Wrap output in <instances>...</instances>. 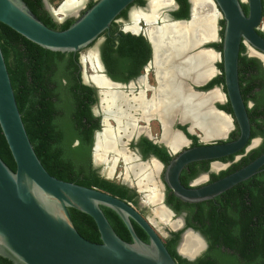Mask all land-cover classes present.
I'll return each instance as SVG.
<instances>
[{"label": "flooded vegetation", "instance_id": "1", "mask_svg": "<svg viewBox=\"0 0 264 264\" xmlns=\"http://www.w3.org/2000/svg\"><path fill=\"white\" fill-rule=\"evenodd\" d=\"M154 1L135 0L123 10L125 13L124 17H117L118 14L117 18L113 20L117 30L121 33H123V30H127V26L137 25L135 22H138L137 27L135 26L137 31L127 30L128 33H123L135 37L140 36L148 44L149 59L141 67L138 74L124 82L112 79L108 75L99 55L98 46L102 38L92 44L98 52V65L102 70L98 69L97 60L92 58L93 61H91L92 63L90 62L89 66L90 73L84 74L81 69L80 58L78 57L80 83L91 88L95 98V103L89 105L90 113L97 123L91 134L88 152L89 168L102 180L114 183L124 189L123 199L119 200L129 206L149 225L163 245L176 236V242L173 244L175 254L180 238L184 234L180 251L186 256H188L187 252L196 253L199 251L202 241L205 246L200 255L197 256L199 258L207 250V242L200 229L205 226H211L210 222L214 218L213 213L220 212L221 214L231 210L234 196L228 192V189L209 200L187 202L173 195V192L167 186L165 173L170 163L185 150L200 146L222 145L237 138L238 132L235 134L236 137L234 136L235 139H230V135L234 131L236 133L237 129L232 116L218 108L227 102L224 98L222 86L212 85L209 88H205L207 84L220 75V71L217 68V65L221 63L220 56L217 57L210 51L212 50L220 55L224 22L214 0H197L196 4L192 0H161L166 7H160L152 13L150 5ZM88 2H86L84 9ZM259 2L261 7L260 20L254 30L264 40V0H259ZM40 3L42 4V9L45 10L42 0H40ZM238 3L243 14L247 15V0H238ZM134 14L157 16L149 21L142 18L135 20L132 17ZM129 15H131L134 23H130ZM207 16L214 23L212 25L215 28V38L203 41L199 39L197 34L199 29H202L201 27L204 25ZM125 21L127 24H124ZM143 21L152 22L145 25ZM151 24L154 26L152 27ZM165 27L180 32L183 37L180 36L178 39H188L189 48L175 51L177 47H182V44L177 39L174 41L171 39L166 40L172 36V33H168ZM186 31H189V33H186ZM147 39L151 41V44L148 43ZM184 45L186 46L187 44L184 43ZM215 45H220V50L214 48L213 46ZM239 48L242 49L240 56L256 60L259 67L264 70L263 53L256 52L243 44H240ZM202 53L214 56L211 61L199 64L202 66H205L208 62L210 64L205 67H208L212 72L204 79H201L200 76L204 67L197 68V70L194 69L193 60L195 59L194 57ZM253 53L259 54L261 58ZM158 68H161V70H158ZM159 71L162 73L160 74ZM95 75L103 77L107 87L97 85L92 79ZM119 85L123 88H118L119 90L116 88L112 89V86L119 87ZM162 86H165L167 91L169 90L168 92L173 95V98L171 105L168 103L164 105L163 113L159 114V111L153 109H158L162 105V100H158V89ZM217 89H220V93L216 91ZM209 91L213 93L216 91L220 95V99H215L213 100L214 102L211 101L212 103L209 102V106L213 104L214 108L211 111L227 118L230 126L228 132L227 130L223 132V137L215 139L206 138L203 130L208 128L198 122L199 119L203 121V116L208 114V104L202 110L199 106L200 102L197 99L198 95L196 96V92L208 93ZM121 94H126L129 98H125ZM259 96H261L259 99L262 101L264 92L260 89ZM139 99L142 101L140 105L137 102ZM146 105L147 107H145ZM194 105H196V108H193ZM140 106L141 108H139ZM157 106L158 108H155ZM197 106L199 107L197 108ZM178 113L179 115L176 116ZM193 113H195L196 118H191L190 120L189 115H193ZM259 115L262 123L264 113ZM151 120H155L158 123L159 131L157 133H152L149 129L151 128L149 127ZM171 123V128H169ZM87 126L90 127V124ZM201 129L203 130L201 131ZM98 134L99 138H97ZM174 137L179 139V144L176 141H172ZM252 140H255L254 146L248 147ZM262 142L263 137L261 136L250 138L247 148L235 154L215 160L187 163L178 173V184L186 190H197L215 183L235 172L231 171L233 167L236 164H240L242 159L248 158V154L257 149ZM73 144L76 145V142ZM98 145L102 148L98 149ZM119 162L124 166L123 173L117 175L119 178L113 179L112 174L115 173V167ZM256 175L259 177V171L239 183L242 185L240 190L243 191L245 200L249 188L255 185L259 186V178H253ZM257 202H259V198H257ZM245 203L249 205L248 202ZM129 222L135 236L141 242L148 244V237L140 227L131 220ZM120 223L125 229V234L123 233V237H125L122 239L124 242L130 243L131 237L123 222L120 221ZM183 260L187 261L186 259Z\"/></svg>", "mask_w": 264, "mask_h": 264}, {"label": "water", "instance_id": "2", "mask_svg": "<svg viewBox=\"0 0 264 264\" xmlns=\"http://www.w3.org/2000/svg\"><path fill=\"white\" fill-rule=\"evenodd\" d=\"M65 1L54 10L47 0H42L45 10L56 23L69 18L76 19L63 31L45 27L29 14L20 0H0V24L42 49L76 53L88 47L102 32L108 30L116 16L135 0H94V4L81 16L77 15L78 11L87 0H79L76 13L61 14L58 10ZM214 2L222 14L224 27L220 55L212 50L210 52L220 56L224 98L230 106L238 134L237 138L229 143L185 150L170 163L165 173L167 186L175 197L187 202L212 199L255 175L264 166L262 154L245 167L203 188L186 190L178 184V173L185 164L235 154L247 148L250 142L246 108H250L251 104L248 103L245 108L239 93L237 58L240 44L264 54V40L254 30L260 20V2L247 0V15L243 14L238 0ZM55 11L60 14V18L55 17ZM128 17L130 23H133L131 15ZM150 22L144 23L148 25ZM135 24L138 25V22ZM123 33L128 31L123 30ZM148 43L151 44V41L148 40ZM253 54L261 58L259 54ZM94 58L99 63L96 49ZM100 69L102 70L101 67ZM114 88L123 87L112 86V89ZM216 91L219 92L220 89ZM210 93L213 92H196V96L205 97ZM122 95L129 98L126 94ZM209 107L214 109L213 104ZM178 115L179 113L176 116ZM229 130L230 128L227 132ZM0 131L15 166L14 171H11L0 160L2 258L11 264H175L149 225L121 200L95 188L57 180L43 169L23 128L1 51ZM254 144L255 140H252L248 147ZM102 207L112 211L123 222L131 237L130 243L124 242L114 233L100 209ZM67 209L85 214L93 221L99 235V243L89 242L75 231ZM129 220L146 234L148 244L135 236ZM181 241L182 237L176 254L189 262L194 261L205 246L200 240V250L191 256H185L179 252Z\"/></svg>", "mask_w": 264, "mask_h": 264}, {"label": "trees", "instance_id": "3", "mask_svg": "<svg viewBox=\"0 0 264 264\" xmlns=\"http://www.w3.org/2000/svg\"><path fill=\"white\" fill-rule=\"evenodd\" d=\"M20 1L33 18L51 30L63 31L76 21L67 19L57 24L42 9L40 0ZM57 2L60 0H48L54 6ZM93 4L94 1H89L80 16ZM124 15L121 11L117 17ZM100 38L99 55L112 79L126 81L138 74L149 59L147 42L140 36L119 32L113 22L89 47ZM213 47L220 50V45ZM241 50L239 48L237 58L239 93L244 106L252 103L250 108L245 107L250 138L261 136L263 142L231 171L264 154V115L262 123L259 118V114L264 113V97L262 101L259 99V89L264 92V70L256 60L240 56ZM0 51L23 128L43 169L57 180L95 188L123 199L122 187L102 180L89 168L91 134L97 124L89 105L95 103V98L93 90L80 83L79 52L61 53L42 49L2 24ZM217 68L220 75L205 88L221 85L224 91L221 63ZM218 108L232 116L228 102ZM235 134L237 129L230 139H235ZM0 160L14 171L15 166L1 131ZM253 178H259V186L249 188L246 200L240 190L242 185L232 187L228 190L234 196L232 209L221 214L213 213L211 226L200 229L206 239L207 250L199 258L189 262L177 256L173 250L176 236L164 244L175 264H264V170L259 171V177L256 175ZM100 209L114 233L124 238L125 229L118 217L107 208ZM67 212L75 231L82 238L92 243L100 242L96 227L87 215L72 209H67ZM0 264L10 263L0 257Z\"/></svg>", "mask_w": 264, "mask_h": 264}, {"label": "bare ground", "instance_id": "4", "mask_svg": "<svg viewBox=\"0 0 264 264\" xmlns=\"http://www.w3.org/2000/svg\"><path fill=\"white\" fill-rule=\"evenodd\" d=\"M193 1V3H195L196 4V2H197V0H192ZM163 1H161V0H155L154 2H151V9H152V13H154V11H156V9H158V8H162V7H166V5H164L163 3H162ZM78 5H79V1L77 2V0H66L65 1V3L59 8V10H58V12H60L61 14H72V13H76L77 11V7H78ZM151 13V14H152ZM54 14L57 16V14H59V13H57L56 11L54 12ZM157 15H138V14H134V15H132V17H133V19H135V20H138L139 18H142V19H145V20H147V21H149V20H151V19H153V18H155ZM155 20V19H154ZM205 23H204V25L201 27L202 29H199V31H198V34H197V36L199 37V39L200 40H210L211 38H215V28H214V26L212 25V24H214V23H212L211 22V20H210V17H208L207 16V18H205V21H204ZM134 23V22H133ZM202 23V22H201ZM194 24V23H193ZM190 25V24H189ZM136 25H133V26H127L126 27V29L127 30H131V31H137V26L135 27ZM175 26H177V25H175ZM170 28H171V26H169ZM169 27H165V29L168 31V33H172V36L171 37H169V38H167L166 40H169V39H171L172 41H174V40H179L180 42H181V44H182V47H177L176 49H175V51L177 50V51H180L181 49H183V48H185V49H187V48H189V46H188V39H185V38H180V39H178L180 36L181 37H183V35H180L181 33L180 32H177V31H174V30H171ZM198 27V26H197ZM182 28V27H181ZM187 28V27H186ZM188 29H190V28H188ZM126 30V31H127ZM162 30V29H161ZM165 30V31H166ZM187 30V29H186ZM186 33H189V31H186ZM187 35V34H186ZM163 37V36H162ZM185 39V40H184ZM159 40V39H158ZM184 43L185 44H187L186 46L184 45ZM197 43V42H196ZM201 43V42H200ZM198 44V43H197ZM161 49V48H160ZM160 51V50H159ZM160 53H162V52H160ZM178 53V52H177ZM162 55V54H161ZM162 57V56H161ZM195 59H193L194 60V69H196L197 70V68L199 69V68H201V67H204L203 69H202V71H201V79H204V78H206V77H208L210 74H211V72H212V70H210L208 67H205V66H207L208 64H209V62L205 65V66H202V65H199L200 63H204V62H206V61H211L212 59H214V56L212 55H210V54H200V55H197L196 57H194ZM91 61V60H90ZM92 63V62H91ZM96 65H97V67H98V69H100L99 68V65H98V62H96ZM170 65V64H169ZM198 65V66H197ZM210 65V64H209ZM157 67H158V65H157ZM192 67V66H191ZM158 70H161V68L159 69L158 68ZM189 70V69H188ZM163 71V70H162ZM159 73L161 74L162 72L161 71H159ZM191 76H192V74H190ZM195 75V74H194ZM199 77V76H198ZM175 78V77H174ZM200 78V77H199ZM92 79H93V81H95V83L97 84V85H99V86H104V87H107V85H106V83L104 82V79H103V77H99V76H93L92 77ZM176 79V78H175ZM198 79V78H197ZM196 81V80H195ZM168 83V82H167ZM174 83H176V82H174ZM173 84V83H172ZM176 85V84H175ZM169 91V90H168ZM167 90H166V87L164 86H162L161 88L159 87V89H158V100H162V102H161V106L158 108V106L157 107H155V108H158V109H153V110H157V111H159V114H162L163 113V108H164V105H166L167 103L169 104V105H171V103H172V98H173V95H170L169 94V92H168ZM184 91V90H183ZM113 93V92H112ZM219 94L215 91L214 93H211V94H209L208 96H205V97H199V95H198V101L200 102V104H199V106H200V108H202V110L203 109H205L206 108V104H208V114H206L205 116H203V121H202V119H199L198 120V122H200V123H202L203 124V126H205V127H207L208 129H206V130H203V129H201V131L203 130L204 131V134H205V137L206 138H208V139H211V138H220V137H223V132L224 131H226L230 126H229V120L227 119V118H225L223 115H220V114H216V113H213L212 111H211V108L209 107V102L210 101H213V100H215V99H217L218 100V98H219ZM195 98V97H194ZM220 99V98H219ZM194 100V99H193ZM191 101V100H190ZM137 102L139 103V105H140V103L142 104V101L139 99V100H137ZM193 102V101H192ZM143 106V105H142ZM199 106H197V108L199 107ZM145 107H147V105L145 106ZM150 107V106H149ZM139 108H141V106L139 107ZM166 108V107H165ZM193 108H196V105H194L193 106ZM169 109V108H168ZM175 109H177V108H175ZM177 111H179V110H177ZM202 112V111H201ZM201 112H199V113H201ZM215 112V111H214ZM180 113V112H179ZM181 114V113H180ZM190 116V117H189ZM188 117L190 118V120H191V118H196L195 117V113H193V115H189ZM163 117H164V115H163ZM182 117V116H181ZM185 121H186V119H185ZM184 121V122H185ZM172 122V121H171ZM199 124V123H198ZM165 125V124H164ZM202 128V127H201ZM169 140H171V139H169ZM168 140V141H169ZM172 141H176L177 142V144H179V139L177 138V137H174L173 139H172ZM175 144V143H174ZM101 146L100 145H98V149L100 148ZM102 148V147H101ZM106 150V149H105ZM187 234H189V233H187ZM185 235V234H184ZM184 235L182 236V241H181V245H180V248H181V246H182V244H183V237H184ZM196 237V236H195ZM180 248H179V252L182 254V252L180 251ZM188 256H191V255H193V254H195L194 252H187L186 253ZM184 255V254H183ZM186 256V255H185Z\"/></svg>", "mask_w": 264, "mask_h": 264}, {"label": "rangeland", "instance_id": "5", "mask_svg": "<svg viewBox=\"0 0 264 264\" xmlns=\"http://www.w3.org/2000/svg\"><path fill=\"white\" fill-rule=\"evenodd\" d=\"M61 1V0H60ZM79 0H77V2H78ZM47 2H48V0H47ZM62 2V1H61ZM61 2H57V4L54 6L53 4L52 5H50L53 9H55ZM87 2H88V0H87ZM86 4V3H85ZM85 4L81 7V9L78 11V14L77 15H79L83 10H84V6H85ZM58 15H60V14H57V18L59 17ZM60 23V22H59ZM124 24H127L126 23V21H125V23ZM94 53H95V49H94V46H88V47H86V48H83L82 50H80L79 51V53H78V55H79V58H80V63H81V69H82V71L84 72V74H89L90 73V70H89V66H90V62L91 61H93V59L92 58H94ZM95 59V58H94ZM91 60V61H90ZM207 105V104H206ZM149 127H151V128H149L150 129V131H152V133H157L159 130H158V123H157V121H155V120H151L150 122H149ZM123 165L119 162L118 164H117V166L115 167V173L114 174H112V178L114 179V178H119V177H117V175L119 174V173H123Z\"/></svg>", "mask_w": 264, "mask_h": 264}, {"label": "clouds", "instance_id": "6", "mask_svg": "<svg viewBox=\"0 0 264 264\" xmlns=\"http://www.w3.org/2000/svg\"><path fill=\"white\" fill-rule=\"evenodd\" d=\"M61 1H63V0H61ZM61 1H60V2H61ZM61 3H62V2H61ZM61 3H60V4H61ZM48 4H49V3H48ZM60 4H59V5H60ZM50 7H51V6H50ZM51 8H52V7H51ZM52 9H53V8H52ZM55 9H56V8H55ZM55 9H54V10H55ZM58 16H59L58 18H60V15H58ZM78 16H80V14H79ZM55 17H56V16H55ZM56 18H57V17H56ZM58 18H57V19H58ZM69 19H70V18H69ZM71 19H72V18H71ZM74 20H76V19H74ZM54 22H55V21H54ZM63 22H64V21H63ZM63 22H61V23H63ZM112 22H113V21H112ZM61 23H57V24H61Z\"/></svg>", "mask_w": 264, "mask_h": 264}]
</instances>
